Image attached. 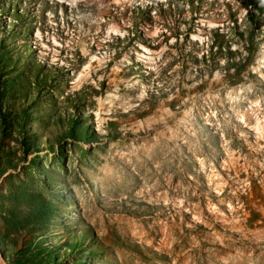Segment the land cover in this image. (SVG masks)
<instances>
[{
    "label": "rangeland",
    "instance_id": "374dc122",
    "mask_svg": "<svg viewBox=\"0 0 264 264\" xmlns=\"http://www.w3.org/2000/svg\"><path fill=\"white\" fill-rule=\"evenodd\" d=\"M119 1L0 0V263L260 264L264 0Z\"/></svg>",
    "mask_w": 264,
    "mask_h": 264
},
{
    "label": "bare ground",
    "instance_id": "6f19581e",
    "mask_svg": "<svg viewBox=\"0 0 264 264\" xmlns=\"http://www.w3.org/2000/svg\"><path fill=\"white\" fill-rule=\"evenodd\" d=\"M85 1V0H84ZM84 1H82V0H78V4H82ZM121 1V0H120ZM119 1V2H120ZM63 2V1H62ZM208 16V15H207ZM199 21H205V19L204 18H201ZM116 26V25H115ZM214 27H220V24H218L217 22H215V24H214ZM110 28V27H109ZM116 28H117V26H116ZM112 29V28H111ZM117 30V29H116ZM118 32V31H117ZM111 33V32H110ZM151 36H152V34H150ZM150 35H148V37H150L151 38V36ZM155 36V35H154ZM196 38H202V37H193V39H196ZM158 184V183H157ZM264 190V189H263ZM263 190H261V191H263ZM262 193V192H261ZM264 197V196H263ZM264 199V198H263ZM262 212H264V210L262 211ZM262 212H261V214H262ZM264 214V213H263ZM264 216V215H263ZM264 229V228H263ZM168 239V238H167ZM258 255H259V252H257L256 253V259H257V262L258 263H263L264 262V257H258ZM0 264H2V261H1V263Z\"/></svg>",
    "mask_w": 264,
    "mask_h": 264
},
{
    "label": "trees",
    "instance_id": "16d2710c",
    "mask_svg": "<svg viewBox=\"0 0 264 264\" xmlns=\"http://www.w3.org/2000/svg\"><path fill=\"white\" fill-rule=\"evenodd\" d=\"M264 21V20H263ZM68 136H69V138H72V139H74L76 136H75V133H74V129L72 130V129H69L68 130ZM26 146H24V148H25ZM14 249V248H13ZM7 254V253H6ZM7 256H8V254H7Z\"/></svg>",
    "mask_w": 264,
    "mask_h": 264
}]
</instances>
